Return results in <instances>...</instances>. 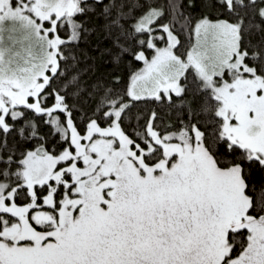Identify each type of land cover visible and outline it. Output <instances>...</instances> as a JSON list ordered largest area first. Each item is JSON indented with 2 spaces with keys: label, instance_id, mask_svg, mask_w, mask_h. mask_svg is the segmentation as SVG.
<instances>
[{
  "label": "snow or ice",
  "instance_id": "snow-or-ice-1",
  "mask_svg": "<svg viewBox=\"0 0 264 264\" xmlns=\"http://www.w3.org/2000/svg\"><path fill=\"white\" fill-rule=\"evenodd\" d=\"M0 264H264V0H0Z\"/></svg>",
  "mask_w": 264,
  "mask_h": 264
}]
</instances>
